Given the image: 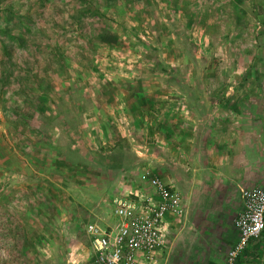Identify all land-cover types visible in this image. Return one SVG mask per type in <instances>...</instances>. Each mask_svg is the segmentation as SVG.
I'll return each instance as SVG.
<instances>
[{
	"label": "rangeland",
	"instance_id": "1",
	"mask_svg": "<svg viewBox=\"0 0 264 264\" xmlns=\"http://www.w3.org/2000/svg\"><path fill=\"white\" fill-rule=\"evenodd\" d=\"M258 86L264 0H0V264H71L160 105Z\"/></svg>",
	"mask_w": 264,
	"mask_h": 264
},
{
	"label": "crops",
	"instance_id": "2",
	"mask_svg": "<svg viewBox=\"0 0 264 264\" xmlns=\"http://www.w3.org/2000/svg\"><path fill=\"white\" fill-rule=\"evenodd\" d=\"M195 91L207 100L178 105L174 114L160 105L159 148L152 142L141 155L177 190L183 207L182 214H166L160 264H224L236 239L240 188L264 185V88L229 89V97L222 89ZM263 261L264 229L237 264Z\"/></svg>",
	"mask_w": 264,
	"mask_h": 264
},
{
	"label": "built area",
	"instance_id": "3",
	"mask_svg": "<svg viewBox=\"0 0 264 264\" xmlns=\"http://www.w3.org/2000/svg\"><path fill=\"white\" fill-rule=\"evenodd\" d=\"M140 174L141 185L118 190L106 199L112 222L84 223L87 245L70 252L71 264L87 260L90 264H160L168 232L165 217L167 213L182 214L181 197L150 164H143ZM240 196L242 208L233 221L236 239L225 254L224 264H237L264 229V185L241 187Z\"/></svg>",
	"mask_w": 264,
	"mask_h": 264
}]
</instances>
